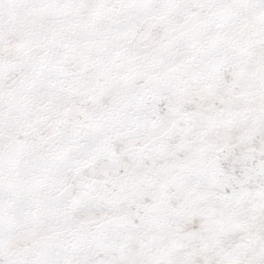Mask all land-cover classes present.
I'll return each mask as SVG.
<instances>
[{
    "label": "snow or ice",
    "instance_id": "1",
    "mask_svg": "<svg viewBox=\"0 0 264 264\" xmlns=\"http://www.w3.org/2000/svg\"><path fill=\"white\" fill-rule=\"evenodd\" d=\"M0 264H264V0H0Z\"/></svg>",
    "mask_w": 264,
    "mask_h": 264
}]
</instances>
